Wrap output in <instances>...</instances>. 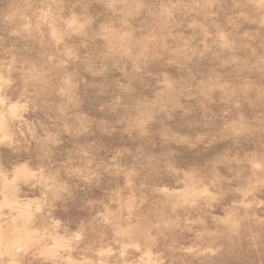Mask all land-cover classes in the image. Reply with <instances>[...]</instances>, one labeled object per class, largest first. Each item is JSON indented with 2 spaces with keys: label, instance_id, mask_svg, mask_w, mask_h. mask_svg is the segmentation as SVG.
Segmentation results:
<instances>
[{
  "label": "rangeland",
  "instance_id": "1",
  "mask_svg": "<svg viewBox=\"0 0 264 264\" xmlns=\"http://www.w3.org/2000/svg\"><path fill=\"white\" fill-rule=\"evenodd\" d=\"M0 264H264V0H0Z\"/></svg>",
  "mask_w": 264,
  "mask_h": 264
}]
</instances>
